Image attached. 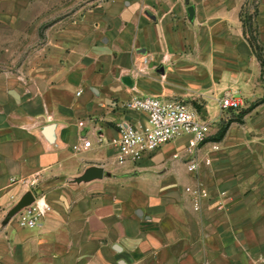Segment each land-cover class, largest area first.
<instances>
[{
    "label": "crops",
    "instance_id": "obj_1",
    "mask_svg": "<svg viewBox=\"0 0 264 264\" xmlns=\"http://www.w3.org/2000/svg\"><path fill=\"white\" fill-rule=\"evenodd\" d=\"M77 1L29 37L17 30V46L33 49L0 71V264H264L263 76L245 0ZM226 95L251 109L222 140L245 151L221 158L223 184L179 186L167 145L117 164L118 127L146 121L124 102L211 112ZM83 138L91 148L74 151ZM188 187L200 189L199 210ZM31 192L51 207L33 229L11 216Z\"/></svg>",
    "mask_w": 264,
    "mask_h": 264
},
{
    "label": "rangeland",
    "instance_id": "obj_2",
    "mask_svg": "<svg viewBox=\"0 0 264 264\" xmlns=\"http://www.w3.org/2000/svg\"><path fill=\"white\" fill-rule=\"evenodd\" d=\"M77 7V0H0V71H16L19 69L22 59L33 49L17 46L16 40L19 38L17 30L26 29V34L29 37L30 31L35 26L39 25L40 29H44L48 24L67 17ZM240 20L248 41H255L261 49L260 53L264 56V0H245L240 13ZM262 81L264 97V76ZM263 97L258 99L255 104L263 103ZM249 109L251 107L241 106L237 110H223L215 106V110L211 112L197 110L214 122L212 136L208 142L199 145L197 149L192 151L189 149L192 146L190 138H186L183 143H171L166 147L167 155H178L179 159H175L174 164L170 165L169 169L171 175L178 179L179 186L184 187L190 181V176L196 180V184L202 187L213 184L221 185L226 181V176L220 170L225 164L221 158L225 155L236 157L245 151L238 144H229L227 141L217 143L215 138L229 122L237 120L242 122L243 118L240 119L239 115L244 111H249ZM259 116H264V112L259 113ZM238 131L234 133L235 138L240 134ZM263 136L262 133L261 137ZM214 143L216 146L213 145ZM193 156L201 163L200 169L196 174H189L182 163L185 164L186 160ZM216 157L219 158L218 161L215 160ZM206 159L211 160L210 165L204 163ZM158 170L156 169V171ZM156 171L149 174L151 180L154 179ZM222 195L224 194L222 193Z\"/></svg>",
    "mask_w": 264,
    "mask_h": 264
},
{
    "label": "built area",
    "instance_id": "obj_3",
    "mask_svg": "<svg viewBox=\"0 0 264 264\" xmlns=\"http://www.w3.org/2000/svg\"><path fill=\"white\" fill-rule=\"evenodd\" d=\"M122 107L128 112L144 114L146 121L134 125H120L118 136L109 141V145L115 149L118 165L138 163L146 155L183 138L191 139L192 146L189 149L192 151L199 145L206 144L212 136L214 122L183 101L162 100L152 96H134L124 102ZM219 107L223 110H237L241 107V100L237 96L226 95L220 100ZM82 141V145L73 147L74 151L81 152L91 148L90 141L84 138ZM99 142H103L101 137H99ZM213 145L216 146V143ZM174 158L177 159L178 155H174ZM204 163L210 165L211 160L206 159ZM200 164L194 156L185 162L187 171L191 174L199 171ZM25 184L33 188L36 182L30 181ZM186 191L193 196L194 209L199 210L200 189L188 187ZM31 193L34 196L33 203L15 215L19 225L29 229L37 227L51 211L43 195Z\"/></svg>",
    "mask_w": 264,
    "mask_h": 264
},
{
    "label": "trees",
    "instance_id": "obj_4",
    "mask_svg": "<svg viewBox=\"0 0 264 264\" xmlns=\"http://www.w3.org/2000/svg\"><path fill=\"white\" fill-rule=\"evenodd\" d=\"M251 47L253 48V51L257 57V59L259 60L260 64H261V68H262V75L264 76V56L260 53L261 49L259 48V45L254 41V42H250ZM263 102H264V97H263ZM249 111H244L239 115V118L242 119L244 118V116L248 113ZM236 122V123H241V120H237V121H231L229 122L224 128H222L218 134V136L215 138V142L219 143L223 140L229 126L231 123Z\"/></svg>",
    "mask_w": 264,
    "mask_h": 264
},
{
    "label": "water",
    "instance_id": "obj_5",
    "mask_svg": "<svg viewBox=\"0 0 264 264\" xmlns=\"http://www.w3.org/2000/svg\"><path fill=\"white\" fill-rule=\"evenodd\" d=\"M96 174L101 176L104 174V172L102 169H97ZM33 201H34V196L32 193H28V194L24 195V197L12 209L11 216H15L22 209L31 205L33 203Z\"/></svg>",
    "mask_w": 264,
    "mask_h": 264
}]
</instances>
